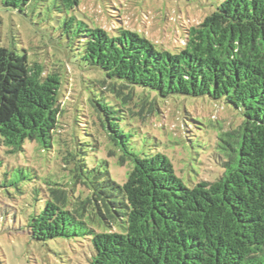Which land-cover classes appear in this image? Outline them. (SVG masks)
<instances>
[{
	"label": "trees",
	"instance_id": "obj_1",
	"mask_svg": "<svg viewBox=\"0 0 264 264\" xmlns=\"http://www.w3.org/2000/svg\"><path fill=\"white\" fill-rule=\"evenodd\" d=\"M31 1L1 0L21 12ZM58 1L61 11L79 5ZM65 29L95 130L65 102L71 65H43L0 45V148L19 153L36 142L70 175L45 178L36 191L42 204L23 226L31 238L87 239L89 264H264V0H222L184 25L174 51L123 24L108 32L72 15ZM173 95L224 100L243 116L221 133L214 157L223 172L215 180L189 186L165 154L130 146L124 113L138 105L153 111L156 96ZM112 155L129 165L123 183Z\"/></svg>",
	"mask_w": 264,
	"mask_h": 264
},
{
	"label": "rangeland",
	"instance_id": "obj_2",
	"mask_svg": "<svg viewBox=\"0 0 264 264\" xmlns=\"http://www.w3.org/2000/svg\"><path fill=\"white\" fill-rule=\"evenodd\" d=\"M58 2L32 0L21 12L6 8L0 0V45L43 65L61 70L71 65L62 87L67 88L65 102L85 126L90 123V129L95 130L96 118L91 116L87 101L90 91L73 65L77 51L65 29L68 16L75 15L108 32H113L114 25L123 24L149 38L157 48L174 51L184 41V25L201 21L222 0H79L75 9L62 11L57 8ZM81 72L90 74L89 70ZM134 110L136 114L129 110L124 113V123L133 134L132 150L139 155L165 154L189 186L199 179L215 180L223 172L214 157L220 155L219 138L225 129L243 120L240 112L224 100L209 97L156 96L153 111L149 105L144 109L138 105ZM110 162L114 177L123 183L128 163L118 165L115 156ZM45 178L59 182L70 179L55 151L32 141L19 153L0 148V264H89L94 250L91 241L59 237L40 242L23 227L26 215L42 204L36 201V191L43 193ZM43 198L39 196V200Z\"/></svg>",
	"mask_w": 264,
	"mask_h": 264
}]
</instances>
